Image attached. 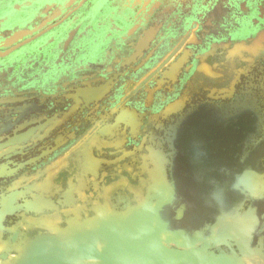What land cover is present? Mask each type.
I'll return each mask as SVG.
<instances>
[{
	"label": "rangeland",
	"instance_id": "374dc122",
	"mask_svg": "<svg viewBox=\"0 0 264 264\" xmlns=\"http://www.w3.org/2000/svg\"><path fill=\"white\" fill-rule=\"evenodd\" d=\"M79 1L0 0V51L23 44L0 57V264H264V0H83L39 33ZM200 109L254 121L250 185L208 217L172 171Z\"/></svg>",
	"mask_w": 264,
	"mask_h": 264
},
{
	"label": "flooded vegetation",
	"instance_id": "af4514ba",
	"mask_svg": "<svg viewBox=\"0 0 264 264\" xmlns=\"http://www.w3.org/2000/svg\"><path fill=\"white\" fill-rule=\"evenodd\" d=\"M82 2L83 0L79 1L78 5L70 9L58 21L39 33L51 30L62 23ZM27 39L29 38L23 41ZM21 42L1 50L0 57L23 46ZM197 121L208 126V131H205L204 134L206 135L205 142L208 145L184 147L181 145L180 135L185 128H188V131H193ZM253 127V118L248 114L236 112L227 117H221L204 109L189 113L174 127L170 136L174 151L172 171L176 184L179 189L181 188L180 190L189 203V208L203 209V212L205 211L203 217H208V210L210 213H212L210 210L214 213L229 210L241 200L244 195L243 191L251 182V167L248 158L240 157L238 151L241 150L243 133ZM245 168L247 169L245 170ZM219 188L224 191V196L221 198L214 196L215 189ZM233 190L236 193H233ZM212 197L224 199V202H212ZM213 208L217 210H213Z\"/></svg>",
	"mask_w": 264,
	"mask_h": 264
},
{
	"label": "water",
	"instance_id": "95a60500",
	"mask_svg": "<svg viewBox=\"0 0 264 264\" xmlns=\"http://www.w3.org/2000/svg\"><path fill=\"white\" fill-rule=\"evenodd\" d=\"M27 39L26 41L30 40ZM198 122V121H197ZM194 127V126H193ZM205 131H208V126L198 122L196 123L193 131H188V128H185L181 133V145L185 146H196L201 147L203 145H208L206 140ZM215 195L217 197H222L223 189H215ZM213 196V195H210ZM218 199L216 197H212V202H224V199ZM105 261L108 264H126L125 260H120L114 257V255L108 254L105 258ZM237 256H227L222 253L216 254L213 251H209L208 253H196L193 249H190L186 252H181L178 254L171 253L170 255H163L159 258L152 259L147 264H240Z\"/></svg>",
	"mask_w": 264,
	"mask_h": 264
},
{
	"label": "bare ground",
	"instance_id": "6f19581e",
	"mask_svg": "<svg viewBox=\"0 0 264 264\" xmlns=\"http://www.w3.org/2000/svg\"><path fill=\"white\" fill-rule=\"evenodd\" d=\"M24 32H25V31H24ZM18 33H19V32H18ZM5 41H7V40H5ZM193 122H194V121H193ZM189 124H190V122H189ZM234 124H235V123H234ZM231 127H232V126H231ZM208 138H209V137H208ZM226 186H227V185H226ZM227 187H228V186H227ZM173 192H174V191H173ZM38 195H39V194H38ZM173 196H174V195H173ZM225 206H226V205H225ZM225 206H224V207H225ZM147 208H148V207H147ZM213 210H217V209H214V208H213ZM210 211H211L212 213H214V211H212V210H210ZM208 214H209V215H212V214L209 212V210H208ZM102 221H103V220H102ZM108 221H109V220H108ZM157 229H158V228H157ZM157 232H158V231H157ZM75 237H76V236H75ZM79 237H80V236H79ZM102 244H103V243H102ZM70 248H72V247L70 246Z\"/></svg>",
	"mask_w": 264,
	"mask_h": 264
}]
</instances>
